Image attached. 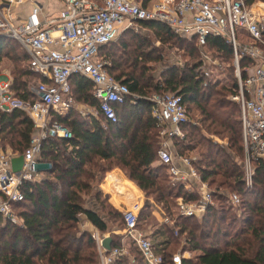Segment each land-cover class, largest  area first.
I'll return each mask as SVG.
<instances>
[{
	"label": "trees",
	"instance_id": "1",
	"mask_svg": "<svg viewBox=\"0 0 264 264\" xmlns=\"http://www.w3.org/2000/svg\"><path fill=\"white\" fill-rule=\"evenodd\" d=\"M256 1L264 2L246 3L252 5ZM139 25L147 31L145 36L125 30L114 42L98 49V58L107 62V73L127 86L131 95L124 103L113 106L115 122L100 113L92 83L83 76L71 77L73 101L91 106L100 118L84 120L73 110L62 116L51 114L71 137L48 138L42 143L39 180L25 183L21 187L23 200L12 205L13 212L18 210L16 216L21 224H12L0 216V264H97L92 233L81 231L79 224L83 217L101 233L111 231L110 220L118 222L119 229L124 228L121 214L109 209L96 189L104 174L114 168H119L173 222L171 226L157 223L149 237L163 264H173L170 249L180 241L182 254L192 255L180 256V264H264V160L253 161L254 184L246 189L242 180L240 109L228 99L237 89L230 45L224 38H207L209 50L221 64L231 61V67L225 71L231 70L233 76L224 83V79L208 81L201 70L206 64L195 38L182 39L160 22ZM151 39L159 47H154ZM12 43L22 50L17 51ZM167 49L182 51L184 67L164 66L172 59L165 53ZM3 59L12 64V94L30 103L37 101V94L29 86L33 81L45 80L31 72L29 56L22 46L13 39L0 38V62ZM250 64L248 57L240 60L242 78L246 77L244 67ZM157 65L164 67L161 74L153 69ZM153 94L180 96L185 106L189 122L180 125L184 139H173L172 146L175 155L193 159L192 166L200 180L213 191L214 205L207 208L200 220L179 216L176 204L181 197L198 201L196 190L172 184L167 168L157 163L159 130L148 101ZM35 132L25 113L0 111V149L8 147L21 156ZM206 135L225 140L227 145ZM113 177L125 195L139 199L140 194L131 184L122 182L116 173ZM107 180L102 187L110 196ZM232 193L240 200L236 208L227 197ZM110 197L114 204L119 202L117 197ZM88 198L96 201L100 213L95 207L89 209ZM152 217L150 209L143 207L138 229ZM118 244L119 238L112 236V247ZM128 252L132 260L122 257L115 264H144L131 243Z\"/></svg>",
	"mask_w": 264,
	"mask_h": 264
},
{
	"label": "built area",
	"instance_id": "2",
	"mask_svg": "<svg viewBox=\"0 0 264 264\" xmlns=\"http://www.w3.org/2000/svg\"><path fill=\"white\" fill-rule=\"evenodd\" d=\"M20 2L0 0V38L17 41L29 56L31 72L45 82L34 87L38 100L30 103L16 98L10 91L11 82L0 78V111L23 112L36 128L29 147L21 155L20 171L13 172L11 167L12 159L18 156L0 150V216L3 220L18 225L12 205L23 200L21 187L25 183L39 180L38 158L42 143L48 138L71 137L51 115L70 109L71 77L83 76L92 83L100 113L106 120L115 122L113 106L124 103L131 95L127 86L107 73V62L98 58V49L114 41L123 31L135 30L138 22H160L179 37L195 38L205 64L209 56L208 37L224 38L230 45L237 89L228 99L240 109L243 185L246 189L253 186V161L264 160V12L254 11L246 0H65V9L47 26L43 27L34 14L27 23L14 26L10 9ZM243 57L251 61L243 69L245 78L239 65ZM201 70L206 77L209 75L206 67ZM148 101L152 105L151 117L159 130V164L167 168L172 184H182L189 191L195 189L199 195L198 201L184 197L176 201L179 216L200 220L207 208L214 205L213 191L200 180L192 166L193 159L175 155L169 142L184 139L180 125L189 120L182 99L176 95L153 94ZM107 179L111 192L123 197L124 189L118 187L113 175L105 174V181ZM227 197L234 208L239 205L235 193ZM141 209V202L130 198L129 204L119 211L125 223L122 230L92 233L97 264H115L125 257V240L136 247L145 264H163L162 256L155 253L150 239L137 227ZM165 223L173 224L169 219H165ZM112 236H120L122 240L106 250L102 242ZM172 262L180 264L179 255L173 256Z\"/></svg>",
	"mask_w": 264,
	"mask_h": 264
},
{
	"label": "crops",
	"instance_id": "3",
	"mask_svg": "<svg viewBox=\"0 0 264 264\" xmlns=\"http://www.w3.org/2000/svg\"><path fill=\"white\" fill-rule=\"evenodd\" d=\"M64 9H65V0H21L20 3L12 6L11 9H10L11 10V23L14 26L23 25V24L27 23L29 21L31 15L34 14L35 17L40 21L41 25L43 27H45V26L48 25V23H49V21L51 19L57 18L59 16V14ZM139 23H141V22L137 23V28H139V30H140L141 27H140ZM137 28L135 30H131V31H135V33H136V31L138 30ZM143 32L147 33V31L144 30V29H143ZM180 38L185 39L183 37H180ZM114 41H112V42H114ZM200 53H201V51H200ZM0 78L8 79L11 82V84H12L11 77H8V76H5V75H0ZM70 104H71L70 109H68L66 111L61 110L60 114H58V115H60V116L65 115L68 111H70L71 109H73L76 106V103L73 101L72 96H71ZM81 105H83V104H81ZM83 106H85L84 109L86 111V114H78V117H80L81 119L90 120V121H91V119L98 120L100 118V116L98 114H95L96 111H95L94 108H92L91 106H87V105H83ZM91 110H94L95 113H93V111H91ZM35 134H36V132H35ZM169 142H170V146H171V148L173 150L172 141H169ZM220 144L223 145V143H220ZM0 150H2V149H0ZM2 151H5V150H2ZM10 152H12V151H10ZM157 163L159 164L158 160H157ZM110 171L111 172H106L105 174L110 173V174L114 175V173H116L117 178L119 177L122 182H123V180H125L127 182L126 183L127 185H128V183L131 184L132 187L136 189L135 190L136 193L137 194H141L142 199H138L137 198V199H134V200L135 201L136 200L140 201L141 204H142V208L144 207V205H145V207H148L150 209L152 215L157 219L158 223L166 224V225H170V226L172 225V224H169V223H165V219H168L167 216L165 215V213L159 207H157L156 204L152 200L145 198L143 193L136 186V184L133 183L132 181H130L128 179V177L119 168H114L113 170H110ZM105 174H104L103 179L97 184V186H96L97 190L99 191L101 196L107 202H109V204H111V206L114 208V210H116L118 213H120L119 211L129 204L130 198H132V197H130L129 195L127 196L125 194L123 195V197L117 196V198L119 199V202L117 204L116 203L114 204L112 202L111 197H110V196L114 197V194L112 192H110L111 195L110 196H106V194L104 193L103 187H102V183L105 181ZM86 226H87V228H86ZM83 228H84V231H88L90 233H93L95 231H99L98 229H96V227H94L88 221H85V223L83 224ZM119 230H116V231H119ZM110 232H114V231H110ZM110 232H106V233H110ZM142 232L148 238L150 237L151 231L149 233H147L145 231H142ZM116 237H118L120 239L119 242L122 240V238L120 236H116ZM126 245H127V255L125 257H127L129 260H132L131 255H129V252H128L130 245L129 246H128V244H126ZM111 246H112V242H111Z\"/></svg>",
	"mask_w": 264,
	"mask_h": 264
},
{
	"label": "rangeland",
	"instance_id": "4",
	"mask_svg": "<svg viewBox=\"0 0 264 264\" xmlns=\"http://www.w3.org/2000/svg\"><path fill=\"white\" fill-rule=\"evenodd\" d=\"M252 6H253V10L256 11V12H258V11L259 12H264V2L256 1V2L253 3ZM137 29L138 30L136 31V33H140L141 35L145 36L144 35L145 32H143L142 29H140V30H139V28H137ZM133 32H135V31H133ZM151 41H152L151 43H152V45L154 47H159V43H157L153 39H151ZM12 44L14 45V48L17 51L22 50L17 44H15V43H12ZM166 47H168V46H166ZM206 51L209 53L208 59L206 61V68H207V72L209 74L207 76V80L208 81H214L216 79H219V80L224 79V81H222V83H224L225 81H231L233 79L231 70L229 72L225 71L228 67H231V61L230 60L227 61V64L226 63L221 64L220 61L217 58H215V56L211 53L209 48H206ZM165 53H167V55H171L172 59H170L169 62H166V65H164V66L184 67V63H185L184 59L185 58L183 57V53H182L181 50L167 49V52H165ZM163 68L164 67L161 66V65L153 66V69L158 74L162 73ZM11 69H12V64L10 63V61L8 59H3L0 62V75H5V76H8V77H11V79H12ZM227 73L229 74L228 77L226 76ZM35 84L37 85L36 81H33V82H31V84L29 86L32 91L34 90ZM84 108H85V106L76 103V106L73 109H71V110L76 112L77 115L78 114H86V111H85ZM57 110L59 111V109H57ZM91 111H93V113H95L94 110H91ZM191 117H192V113H191ZM191 122L194 123V119H192ZM206 136L211 137L217 143H223V145H227V142L225 140L224 141L218 140L214 136H209V135H206ZM242 145H243V140H242ZM2 150H5L4 152H7L9 150L11 151V149L8 148V147L6 149H2ZM243 156H244V154H243ZM108 172H111V171H108ZM113 194H114V197H117V194H115L114 192H113ZM144 197H145V195H144ZM88 200H89V198H88ZM107 203H108V205L106 204V206L107 207L109 206L108 208L110 209V207H112V206H111V204H109V202H107ZM95 204H96V201L94 199H92L91 201L90 200L88 201V205L87 206L89 207V209H93L95 207ZM144 207H145V205H144ZM157 207H159V206H157ZM95 208H97L98 212L100 211L99 208H98V205ZM106 212H108L107 209H106ZM106 212H104V213H106ZM13 213H14V216H15V218L17 220L18 225H20L21 224V220L18 218V216H16L17 213H18V210H15V212H13ZM85 221L86 220L83 217H81L80 224H79V229L81 231H84L83 224L85 223ZM157 223H158L157 219L153 216L152 218H148L147 220H145V223H142L140 225L139 230L145 231L147 233H149L150 231L152 232L153 229L156 228ZM117 225H118V222L112 223V220H110L109 224H108V227L109 228L111 227V231H116V229H119V226H117ZM86 228H87V226H86ZM125 241H126V244H128V246H129L130 242L128 240H125ZM181 246H182V241H180L179 244L178 243L172 244V247L170 249L171 254H173V256L179 255V257L180 256H182V257H190V256H192L189 253H183L182 254Z\"/></svg>",
	"mask_w": 264,
	"mask_h": 264
},
{
	"label": "water",
	"instance_id": "5",
	"mask_svg": "<svg viewBox=\"0 0 264 264\" xmlns=\"http://www.w3.org/2000/svg\"><path fill=\"white\" fill-rule=\"evenodd\" d=\"M22 163H23V158L22 156H18L14 159H12L11 161V167H12V171L13 172H18L20 171L21 167H22ZM111 242L112 239L111 238H106L103 242H102V246L106 249L109 250L111 247Z\"/></svg>",
	"mask_w": 264,
	"mask_h": 264
},
{
	"label": "bare ground",
	"instance_id": "6",
	"mask_svg": "<svg viewBox=\"0 0 264 264\" xmlns=\"http://www.w3.org/2000/svg\"><path fill=\"white\" fill-rule=\"evenodd\" d=\"M139 199H142V196H141V194H140V196H139Z\"/></svg>",
	"mask_w": 264,
	"mask_h": 264
}]
</instances>
